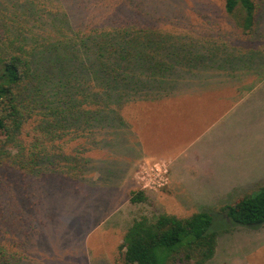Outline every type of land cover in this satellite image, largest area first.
<instances>
[{
	"label": "trees",
	"instance_id": "16d2710c",
	"mask_svg": "<svg viewBox=\"0 0 264 264\" xmlns=\"http://www.w3.org/2000/svg\"><path fill=\"white\" fill-rule=\"evenodd\" d=\"M137 3L0 0V194L8 173L44 178L55 169L77 177L73 169L79 172L91 159L64 151L59 139L71 134L70 142L90 143L97 129L127 126L125 105L184 85L200 86L205 73L195 66L206 56L218 58V52L210 47L205 55L202 44L141 23L143 7ZM238 6L242 16L236 28L247 41L254 39L259 3L224 0L233 18ZM251 49L264 57L259 46ZM130 201L147 202L148 195L132 190ZM215 210L224 216L221 230L207 210L187 217L164 212L134 217L119 246L122 264H205L215 255L221 231L264 225V185ZM30 226L22 210H0V264H25Z\"/></svg>",
	"mask_w": 264,
	"mask_h": 264
},
{
	"label": "rangeland",
	"instance_id": "374dc122",
	"mask_svg": "<svg viewBox=\"0 0 264 264\" xmlns=\"http://www.w3.org/2000/svg\"><path fill=\"white\" fill-rule=\"evenodd\" d=\"M139 1L143 8L137 19L141 23L159 27L158 32L174 38L202 44L205 55L212 47L209 52L216 51L219 56H206L205 62L195 66L205 73L200 86L184 85L125 105L121 113L127 126L97 129L90 143L70 142L71 134L59 139L64 151L74 149L80 151L78 156L91 159L79 172L73 169L79 173L77 177L55 169L46 171V175L52 174L44 178L8 173L0 210H22L33 224L26 240L25 264H122L119 246L134 217H155L163 212L187 217L202 211L182 209L168 200L172 160L177 165L201 160L199 151L205 148L213 154V161L231 160L236 147L263 142L264 136L259 135L263 120L254 118L255 107L246 106L252 109L247 112L251 118L247 121L234 108L264 80V57L251 49L259 46L264 50V0H256L260 6L257 31L254 39L247 37L248 41L235 25L241 20V6L234 19L225 11L224 0ZM221 48L227 56H220ZM115 142L118 148L112 150ZM262 149L252 155L260 157ZM163 162L169 170L168 183L158 186L153 180H158L156 172L164 170ZM144 178L152 185L145 187L148 182ZM136 189L146 191L147 202L130 201V192ZM174 193L193 204V192ZM215 209L205 210L214 214V228L221 230L224 216ZM21 228L28 230L25 223ZM12 237L11 232L8 238Z\"/></svg>",
	"mask_w": 264,
	"mask_h": 264
},
{
	"label": "crops",
	"instance_id": "0c3cea01",
	"mask_svg": "<svg viewBox=\"0 0 264 264\" xmlns=\"http://www.w3.org/2000/svg\"><path fill=\"white\" fill-rule=\"evenodd\" d=\"M247 105L255 107L252 108L256 110L254 118L263 120L259 135L264 136V80L234 108L246 121L251 119L247 112L252 110ZM258 149H262L260 157L254 156ZM209 151L206 148L199 151L201 160L191 159L178 165L171 161L167 197L179 208H217L253 195L264 185V138L260 144L236 147L230 154L234 157L231 160L213 161ZM179 190L193 192V204L188 205L180 194L175 197L174 192L177 194ZM230 238L232 242L228 241ZM205 264H264V225H238L231 231H221L215 255Z\"/></svg>",
	"mask_w": 264,
	"mask_h": 264
},
{
	"label": "built area",
	"instance_id": "2783aa9c",
	"mask_svg": "<svg viewBox=\"0 0 264 264\" xmlns=\"http://www.w3.org/2000/svg\"><path fill=\"white\" fill-rule=\"evenodd\" d=\"M157 165H159V164H156V166ZM161 166L164 168V170L161 172H156V179H158V180H153V183H157L158 186H164L168 183V172H169L168 166L165 162H163L161 164ZM144 180L146 182H148V184H146L145 187H147L149 184L152 185L151 182L149 181V179L144 178Z\"/></svg>",
	"mask_w": 264,
	"mask_h": 264
}]
</instances>
